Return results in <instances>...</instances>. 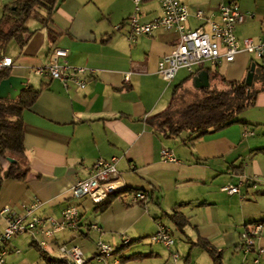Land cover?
Segmentation results:
<instances>
[{
    "label": "crops",
    "instance_id": "crops-1",
    "mask_svg": "<svg viewBox=\"0 0 264 264\" xmlns=\"http://www.w3.org/2000/svg\"><path fill=\"white\" fill-rule=\"evenodd\" d=\"M181 1L189 11L186 26L190 29L199 25L196 10L210 13L227 3ZM133 10L132 0H63L46 25L34 20L36 24L27 28L31 34L24 46L16 43L10 54L0 51V57L12 60L9 76L20 78L25 87L40 89L35 102L22 113L28 173L24 181L2 183L0 210L8 206L21 213L39 201L37 215L58 218L64 209L77 205L78 230L55 235L48 250L53 253L58 246L77 244L87 264H213L195 245L199 239L221 253V264H254L255 259L264 264V225L255 224L262 227L253 242L255 252L244 253L240 246L245 228L264 220V90L260 82L249 87L257 93L254 104L238 116L241 123L210 130L191 142L186 140L187 133L166 139L146 121L169 107L178 85L174 101L182 88L201 96V89L223 90L222 79L244 80L253 57L241 53L232 63L205 64L198 73H208L207 87L194 88L193 77L185 70L164 82L156 73L157 63L174 47L178 34L161 30L129 42L126 21ZM160 15L158 0H141V23ZM254 17L236 26L238 39L264 36V22ZM53 47L68 52L69 65L89 70L84 88L63 87L35 73L47 63ZM164 149L175 162L162 158ZM111 158L117 159L125 187L146 194V208L133 204L128 194L113 199L102 212L89 200L71 198L70 188L90 175L93 164ZM240 181L238 194L221 190ZM173 212L188 220L182 230L167 217ZM157 221L172 232L170 250L149 240ZM5 226V216L0 214V233ZM122 237L131 240L123 248ZM98 241L115 247L109 260L96 256ZM6 249L5 264H46L47 255L28 235L14 237ZM172 254L178 256L176 261Z\"/></svg>",
    "mask_w": 264,
    "mask_h": 264
},
{
    "label": "built area",
    "instance_id": "built-area-1",
    "mask_svg": "<svg viewBox=\"0 0 264 264\" xmlns=\"http://www.w3.org/2000/svg\"><path fill=\"white\" fill-rule=\"evenodd\" d=\"M14 1L0 0L5 5ZM132 2L134 10L126 21L129 42L161 30L174 31L178 34L174 47L157 63L156 73L164 82H171L180 70H185L190 77H194L205 64L217 67L222 62L232 63L241 53L252 56L259 62L260 67L264 68V36L257 39H238L235 35L236 26L241 25L247 18H253L252 13L241 11L236 3L219 4L210 13L196 10L194 18L199 25L190 29L186 26L189 11L181 0H158L161 15L148 23L139 21L141 0H132ZM115 29L119 30L120 26H116ZM67 56L66 50L53 47L49 52L47 63L36 69L35 73L59 81L63 87L74 85L82 89L86 85L85 76L89 70L69 65L66 61ZM12 64L11 58L0 57V71L11 68ZM161 156L165 161L175 162L173 154L166 149L161 151ZM116 164V158L96 161L90 175L77 181L70 188L71 198L76 201L89 200L92 204H98L110 196L118 195L119 198L128 194L133 204H141L146 208V194L139 191L127 192V188L119 179ZM242 185L240 181L237 185H226L221 190L229 195L238 194ZM40 205L41 203L36 201L24 207L21 213L12 211L8 206L0 210V214L6 219V226L0 233V264H5V256L8 252L6 245L14 237L28 235L41 254L48 256L51 254L48 244L55 235L78 230L80 213L77 205L64 209L58 218H41L37 215ZM156 227V232L149 237V240L170 250L174 243L171 230L159 221L156 222ZM90 228L100 232L97 225H91ZM260 232L261 229L245 228L240 234V246L244 253L256 251L253 242ZM130 242L128 237H122L120 247H126ZM56 251L58 256L52 258L60 260L61 264H87L82 249L77 245H61ZM260 252L258 250V253ZM113 253L114 247L111 245L102 241L96 243V256L99 259L110 257ZM172 256L176 261L178 256L176 254ZM254 264H260L258 259L254 260Z\"/></svg>",
    "mask_w": 264,
    "mask_h": 264
},
{
    "label": "trees",
    "instance_id": "trees-1",
    "mask_svg": "<svg viewBox=\"0 0 264 264\" xmlns=\"http://www.w3.org/2000/svg\"><path fill=\"white\" fill-rule=\"evenodd\" d=\"M63 0H15L2 9L0 18V51L10 41L16 42L20 47L24 46L30 36L25 27L27 20L33 19L46 25L53 12ZM255 68L248 69V73H258L260 90H264V68L259 64H253ZM9 76V70L0 71V81ZM252 77V78H253ZM223 90L201 89V96L174 109V95L180 85L176 86L171 103L164 111L147 118V122L166 139L178 138L187 133V141L199 139L210 130H217L232 124L241 123L238 119L240 113L254 104L257 91L249 89L246 78L242 81L226 82ZM40 89L25 87L14 100L0 99V187L5 180L24 181L28 173L26 166L25 149L23 146L22 113L30 108L37 99ZM7 158L15 162L10 163ZM127 192H133L126 189ZM118 198L113 195L95 204V210L104 211L110 202ZM172 224L179 230L188 225V220L177 212L167 215ZM264 225V220L253 222L251 225ZM196 246L203 249L212 259L213 264H221V253L210 244L199 239ZM46 264H61L55 258L44 256Z\"/></svg>",
    "mask_w": 264,
    "mask_h": 264
},
{
    "label": "rangeland",
    "instance_id": "rangeland-1",
    "mask_svg": "<svg viewBox=\"0 0 264 264\" xmlns=\"http://www.w3.org/2000/svg\"><path fill=\"white\" fill-rule=\"evenodd\" d=\"M222 2H234L237 4V6L244 12L252 13L255 17L256 21H262L264 22V0H221ZM5 6L4 3L0 2V18L2 16V9ZM32 24H36V22L33 19H29L25 25V27L30 28ZM16 45V42L10 41L7 46L3 49V52L10 54L9 49L10 47H13ZM252 63L259 64V62L253 58V62H251L250 66H252ZM247 78V76H246ZM255 85L259 84L258 80V73H255L253 77V84ZM196 98V95L190 94L185 88L180 89L177 92V95L175 97V101L173 103L174 109H178L183 107L184 105L188 104L189 102H192ZM177 235H175L176 237ZM148 240V239H147ZM144 241V240H143ZM142 241V242H143ZM146 242V241H145ZM77 245V244H76ZM115 249V247H114ZM53 257H57L58 253L53 252L50 254ZM111 257V256H110ZM105 261L109 260L108 258H103ZM92 264H96V262H93Z\"/></svg>",
    "mask_w": 264,
    "mask_h": 264
},
{
    "label": "water",
    "instance_id": "water-1",
    "mask_svg": "<svg viewBox=\"0 0 264 264\" xmlns=\"http://www.w3.org/2000/svg\"><path fill=\"white\" fill-rule=\"evenodd\" d=\"M255 68L254 65L251 66V70ZM253 74L248 73L246 78V84L250 85L252 82ZM15 76H8L7 78L0 81V99L14 100L20 92L25 88L24 81ZM209 84L208 73L206 71H201L192 78V85L194 88L207 87ZM10 163L15 161L11 158H7Z\"/></svg>",
    "mask_w": 264,
    "mask_h": 264
},
{
    "label": "bare ground",
    "instance_id": "bare-ground-1",
    "mask_svg": "<svg viewBox=\"0 0 264 264\" xmlns=\"http://www.w3.org/2000/svg\"><path fill=\"white\" fill-rule=\"evenodd\" d=\"M262 227L260 225L252 226L251 229H261Z\"/></svg>",
    "mask_w": 264,
    "mask_h": 264
}]
</instances>
